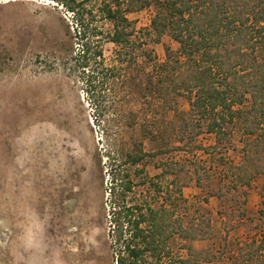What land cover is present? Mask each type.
Masks as SVG:
<instances>
[{"label": "rangeland", "instance_id": "rangeland-1", "mask_svg": "<svg viewBox=\"0 0 264 264\" xmlns=\"http://www.w3.org/2000/svg\"><path fill=\"white\" fill-rule=\"evenodd\" d=\"M155 14L152 5L129 19L140 32ZM72 21L55 1L0 0V264H117L107 219L111 169L120 177L122 170L131 173L130 197L143 199L155 194L153 182L171 183L162 164L179 160L191 163L180 175L190 182L182 214L213 224L212 238L191 243L217 255L205 264H231L239 246L263 240L264 177L244 189L245 215L238 223L229 218L240 216L238 193H227L222 172L214 170L221 157L241 162L249 137L239 122L229 125L230 136L218 147L203 129L189 153L148 157L137 166L126 162L139 149L154 153L166 142L179 144L173 134L177 111H189L190 103L181 97L168 109L148 82L154 66L167 60V48L175 53L179 44L170 35L161 43L141 41L139 33L134 40L149 43L146 49L123 50L105 38V67L84 71L75 61L79 45L72 46L67 33ZM104 28L112 30L108 22ZM148 48L152 63L143 56ZM259 56L264 58V49ZM194 143L212 155L193 152ZM192 164L211 167L214 184L199 188L197 180L206 185L207 175L195 173ZM183 244L179 238L171 242L175 257L186 256Z\"/></svg>", "mask_w": 264, "mask_h": 264}, {"label": "trees", "instance_id": "trees-1", "mask_svg": "<svg viewBox=\"0 0 264 264\" xmlns=\"http://www.w3.org/2000/svg\"><path fill=\"white\" fill-rule=\"evenodd\" d=\"M55 1L72 16L67 33L75 52L78 69L92 68L93 64L105 67L103 42L105 38L127 50L141 49L150 42L161 43L170 35L179 44L173 53L167 48V60L155 65L148 77L150 86L165 107L173 110L181 97H187L190 110L177 111L178 125L173 127L176 141L166 142L154 153L139 149L127 157L128 163L137 166L148 157L170 154L175 151L189 153L196 136L205 133L215 136L216 145L230 136L228 127L239 122L249 137L240 163L220 158L225 191L238 193L240 216H229L231 222L243 221L246 205L245 188H250L258 176L264 177V0H49ZM155 5L156 14L150 28L137 32L129 15ZM112 30H105L106 23ZM148 37L149 43H137ZM142 41V40H141ZM149 49V48H148ZM143 56L154 62L153 50ZM74 50L70 49L72 53ZM104 85V82H103ZM89 91L87 95L89 96ZM190 135V139L187 136ZM194 136V137H192ZM175 141V140H174ZM175 143V144H174ZM194 149L212 155L210 148L194 143ZM191 164V163H190ZM183 160L163 163L162 175L172 176L167 187L153 182L154 192L135 199L131 173L111 169V187L107 203V219L111 227L117 264H205L218 258L208 248H195L192 242L206 241L214 236L212 221L205 216L188 218L182 214L184 189L189 181L181 182V173L190 166ZM195 173L203 171L207 184L197 180L201 189L212 186V168L192 164ZM116 171V170H115ZM224 186H221L222 190ZM216 195L211 190V194ZM223 198L222 193L217 194ZM209 201V196L205 198ZM227 236L229 230H226ZM225 237V248L229 240ZM179 238L186 256L175 257L171 242ZM231 264H264V239L247 242L238 247ZM226 264V263H225Z\"/></svg>", "mask_w": 264, "mask_h": 264}]
</instances>
